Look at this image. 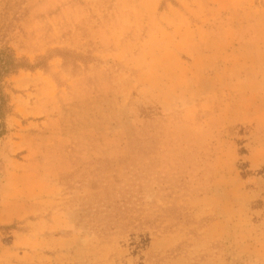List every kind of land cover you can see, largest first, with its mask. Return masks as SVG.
<instances>
[{
	"label": "rangeland",
	"instance_id": "rangeland-1",
	"mask_svg": "<svg viewBox=\"0 0 264 264\" xmlns=\"http://www.w3.org/2000/svg\"><path fill=\"white\" fill-rule=\"evenodd\" d=\"M206 1L0 0V264H264V0Z\"/></svg>",
	"mask_w": 264,
	"mask_h": 264
},
{
	"label": "crops",
	"instance_id": "crops-1",
	"mask_svg": "<svg viewBox=\"0 0 264 264\" xmlns=\"http://www.w3.org/2000/svg\"><path fill=\"white\" fill-rule=\"evenodd\" d=\"M248 2L249 0H246L243 3H248ZM205 4L207 5V1L205 2ZM206 8H208L206 14H214L215 16H218V14H220L223 11L233 8V6L230 0H209ZM258 81L260 84L258 89L260 90L259 92H257L255 96L263 97L264 96V89H263L264 88V76L260 78ZM248 111L250 110L248 109ZM252 113L254 115V119L256 123H258L260 125V128L264 130V105L259 108H256ZM4 222H7V220H4Z\"/></svg>",
	"mask_w": 264,
	"mask_h": 264
},
{
	"label": "trees",
	"instance_id": "trees-1",
	"mask_svg": "<svg viewBox=\"0 0 264 264\" xmlns=\"http://www.w3.org/2000/svg\"><path fill=\"white\" fill-rule=\"evenodd\" d=\"M2 67V68H1ZM1 72L7 73V72H13L14 70H16L18 68V66L16 64H8V65H1Z\"/></svg>",
	"mask_w": 264,
	"mask_h": 264
}]
</instances>
